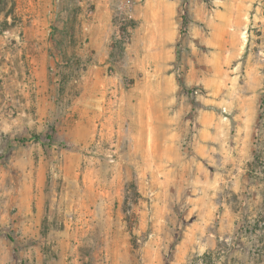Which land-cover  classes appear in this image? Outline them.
I'll use <instances>...</instances> for the list:
<instances>
[{
    "label": "rangeland",
    "instance_id": "obj_1",
    "mask_svg": "<svg viewBox=\"0 0 264 264\" xmlns=\"http://www.w3.org/2000/svg\"><path fill=\"white\" fill-rule=\"evenodd\" d=\"M94 1L0 0V264H264V100L240 189L233 166L197 179L163 129L155 146L134 130L118 6L137 24L151 0H110L107 29ZM104 31L110 46L91 48Z\"/></svg>",
    "mask_w": 264,
    "mask_h": 264
},
{
    "label": "crops",
    "instance_id": "obj_2",
    "mask_svg": "<svg viewBox=\"0 0 264 264\" xmlns=\"http://www.w3.org/2000/svg\"><path fill=\"white\" fill-rule=\"evenodd\" d=\"M181 1L151 0L137 8V24L127 48L135 63L130 74L136 80L132 89L136 96L130 100V107L132 118L140 126L134 130L149 136L155 146L163 140L156 136L163 129L168 144L176 150L174 164L189 165L197 179L202 166H216L217 183L218 177L222 178L220 172H224L221 168L233 166L227 172L236 174L233 183L239 190L242 167L255 160V136L264 100V36L258 34L264 31V0H189L186 17L180 14ZM94 2L97 11L93 25L99 16H106L104 24L98 26L107 29L111 2ZM202 24L211 30L208 37ZM185 30L189 36L182 38ZM88 37L91 48H107L112 33ZM181 40L186 51L178 48ZM178 59L189 68L181 82L175 75ZM195 86L205 92L197 102L201 126L195 156L186 159L178 150L187 134L186 117L194 103L182 92ZM189 240L190 233L185 243Z\"/></svg>",
    "mask_w": 264,
    "mask_h": 264
},
{
    "label": "built area",
    "instance_id": "obj_3",
    "mask_svg": "<svg viewBox=\"0 0 264 264\" xmlns=\"http://www.w3.org/2000/svg\"><path fill=\"white\" fill-rule=\"evenodd\" d=\"M183 9L187 8V4H183ZM134 11H135V4L131 1H125L121 3V5L118 6V14L119 19L121 21V25L127 24L130 21H132L134 17ZM201 28L203 30V34L208 37L211 33V30L206 27L205 24L201 25ZM132 28L128 27L127 32L130 31ZM118 36H120V31L118 32ZM189 32L183 31L182 32V38L188 37ZM179 50L186 51L187 47L184 45L183 41L181 40L178 43ZM189 71V68L183 63L179 62L177 63L175 67V74L176 77L182 81L185 76L187 75ZM204 89L200 86H195L193 88L184 89L182 92L183 97L189 101L190 103H197L199 98L204 96ZM200 109L193 104L191 109L188 112V132L186 136L183 138L182 141V148L187 151H193L196 145V142L198 141L199 132H200Z\"/></svg>",
    "mask_w": 264,
    "mask_h": 264
},
{
    "label": "trees",
    "instance_id": "obj_4",
    "mask_svg": "<svg viewBox=\"0 0 264 264\" xmlns=\"http://www.w3.org/2000/svg\"><path fill=\"white\" fill-rule=\"evenodd\" d=\"M128 26H131V27H133V26H135V24H134V22L133 21H130L129 23H127L126 25H123V29H124V31H126L127 32V29H128ZM121 49H123V48H121ZM47 139H49V140H53L54 138H53V136L51 135V134H49L48 136H47ZM20 141V140H19ZM11 240L13 239L11 236H8ZM13 241V240H12Z\"/></svg>",
    "mask_w": 264,
    "mask_h": 264
}]
</instances>
